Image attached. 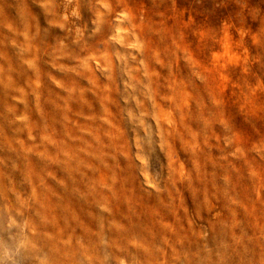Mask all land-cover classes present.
<instances>
[{
  "label": "clouds",
  "instance_id": "clouds-1",
  "mask_svg": "<svg viewBox=\"0 0 264 264\" xmlns=\"http://www.w3.org/2000/svg\"><path fill=\"white\" fill-rule=\"evenodd\" d=\"M0 264H264V0H0Z\"/></svg>",
  "mask_w": 264,
  "mask_h": 264
}]
</instances>
